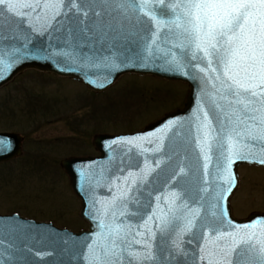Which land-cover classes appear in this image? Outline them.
Wrapping results in <instances>:
<instances>
[{
  "label": "water",
  "instance_id": "obj_1",
  "mask_svg": "<svg viewBox=\"0 0 264 264\" xmlns=\"http://www.w3.org/2000/svg\"><path fill=\"white\" fill-rule=\"evenodd\" d=\"M92 7L99 15L84 17L70 13L66 19L58 17L51 27L43 19L21 21L5 9L0 24V61H3L0 87L28 69L71 78L96 93L126 73L152 75L186 83L183 106L137 131L95 134L92 142L98 152L96 156L63 158L60 166L80 199L79 216L88 227L73 231L17 213H0L3 253L0 261L89 264L92 255L89 246L98 241L103 243L99 234L106 229L101 225L109 222L112 212L125 210L115 207L113 201L130 183L126 178L130 174L138 177L151 169L143 183L137 180L138 190L131 194L135 195V203L127 204V212L136 215L121 219L125 223L143 224L153 212L166 211L174 199L172 194L176 193L178 219L167 240L170 247L179 243L180 249L166 264H207L200 259L201 249L213 228L226 232L264 219V213L258 212L244 219L235 218L229 206V196L238 185L237 167L264 166L259 162L261 151L256 148L255 156L229 166L222 150L214 148L208 153L211 159L206 160L200 150L199 125L205 112L214 120L211 85L206 73L199 70L206 67V61L191 58L194 48L174 47L178 43L174 39L163 43L167 29L162 30L157 42L162 51L156 54L147 49L157 24L138 22L130 8L124 14L119 9L113 10L112 4L97 3ZM21 140L16 132H0V162L22 153ZM128 140L134 143H126ZM193 209L199 211V216L191 231L185 232V217ZM154 224L155 221H149V225Z\"/></svg>",
  "mask_w": 264,
  "mask_h": 264
},
{
  "label": "snow or ice",
  "instance_id": "obj_2",
  "mask_svg": "<svg viewBox=\"0 0 264 264\" xmlns=\"http://www.w3.org/2000/svg\"><path fill=\"white\" fill-rule=\"evenodd\" d=\"M97 3L112 4L113 10L124 14L130 8L138 22L150 25L155 21L151 44H146L152 52L162 51L157 42L162 30L167 29L163 43L174 39L178 41L174 47L194 48L191 58L206 61V67L199 70L210 82L214 111V120L205 112L199 125L200 150L206 160L216 148L222 150L231 166L237 160L255 156L259 148V162L264 164V0H0V24L6 9L21 21L43 19L51 27L58 17L66 19L70 13L99 15L92 7ZM151 171L126 178L130 183L113 201L115 207L125 210L112 212L109 222L101 225L106 229L99 234L103 243L89 246V264H166L179 254L180 244L170 247L167 240L178 219L176 193L166 211L153 212L143 224L121 219L136 215L127 212V204L136 201L131 194L138 190L137 180L143 183ZM197 216L198 210H189L185 232L191 231ZM149 221L155 224L149 225ZM201 251L200 259L207 264H264V219L226 232L213 228Z\"/></svg>",
  "mask_w": 264,
  "mask_h": 264
},
{
  "label": "rangeland",
  "instance_id": "obj_3",
  "mask_svg": "<svg viewBox=\"0 0 264 264\" xmlns=\"http://www.w3.org/2000/svg\"><path fill=\"white\" fill-rule=\"evenodd\" d=\"M187 85L152 75L123 74L94 93L68 77L24 70L0 87V130L17 132L22 153L0 163V212L73 231L86 229L63 158L96 156L93 137L142 129L181 108ZM232 214L264 213V167L239 165Z\"/></svg>",
  "mask_w": 264,
  "mask_h": 264
},
{
  "label": "flooded vegetation",
  "instance_id": "obj_4",
  "mask_svg": "<svg viewBox=\"0 0 264 264\" xmlns=\"http://www.w3.org/2000/svg\"><path fill=\"white\" fill-rule=\"evenodd\" d=\"M0 132H13V131H11V130H0ZM22 149V148H21ZM12 160V159H11ZM10 161V160H9ZM5 162H7V161H5ZM5 162H1V163H5ZM231 198L232 197H230V200H231ZM232 208V207H231ZM233 213V212H232ZM249 214V213H248ZM247 214V215H248ZM239 218V217H238Z\"/></svg>",
  "mask_w": 264,
  "mask_h": 264
}]
</instances>
